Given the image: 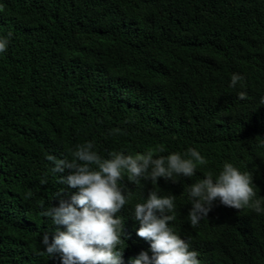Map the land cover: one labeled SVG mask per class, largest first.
<instances>
[{"label": "trees", "instance_id": "trees-1", "mask_svg": "<svg viewBox=\"0 0 264 264\" xmlns=\"http://www.w3.org/2000/svg\"><path fill=\"white\" fill-rule=\"evenodd\" d=\"M0 39V264H62L41 243L57 227L44 212L79 189L47 157L88 142L102 159L162 147L154 158L194 148L207 161L175 183L123 173L121 264L152 255L133 215L151 191L174 198L169 227L200 264H264V211L217 198L188 218L192 184L225 163L264 208V0H0Z\"/></svg>", "mask_w": 264, "mask_h": 264}, {"label": "clouds", "instance_id": "clouds-1", "mask_svg": "<svg viewBox=\"0 0 264 264\" xmlns=\"http://www.w3.org/2000/svg\"><path fill=\"white\" fill-rule=\"evenodd\" d=\"M8 35L10 37L12 33ZM7 44V39H0V53L6 51ZM242 79L239 74H234L231 86L235 87ZM245 96L244 92L239 94L240 99ZM92 149L93 144L88 142L77 145L70 160L47 157L54 161V173L72 170L67 176L60 175V183L79 189L70 202L61 198L58 207L52 206L44 212L57 227L51 241L49 233H44L41 243L51 258L59 253L62 264H121L123 250H118V245L122 244L121 229L124 239L125 233L124 223L116 214L128 203L118 186L125 171L128 180L135 184L141 177L150 179L153 184L160 177L175 183L178 182L175 176L192 177L198 165L207 163L194 148L188 149L185 155L191 158L187 159L179 153L154 158L155 153L164 151L162 147L135 156L114 152L109 159H102ZM205 177L190 188L192 207L188 218L191 226H197L202 218L208 217L217 198L223 205L237 210L264 211L261 200L254 199L256 192L251 177L231 163H225L217 177L211 173H206ZM173 199L151 191L146 202L135 205L133 215L140 222L137 235L151 241L152 255L142 251L133 264H200L198 253L190 250V245L169 227V222L175 219L169 214L174 209ZM59 226H65L66 230Z\"/></svg>", "mask_w": 264, "mask_h": 264}]
</instances>
